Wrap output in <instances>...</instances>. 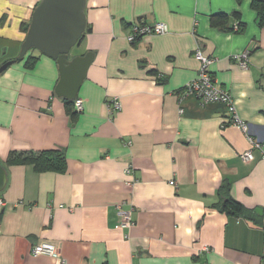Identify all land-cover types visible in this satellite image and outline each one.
<instances>
[{
    "label": "crops",
    "instance_id": "obj_1",
    "mask_svg": "<svg viewBox=\"0 0 264 264\" xmlns=\"http://www.w3.org/2000/svg\"><path fill=\"white\" fill-rule=\"evenodd\" d=\"M41 1L0 0V66L18 57L23 25ZM254 1L87 0L90 32L71 57L93 53L94 61L75 119L54 94L59 68L51 58L34 51L33 69L19 62L0 76V161L50 150L67 159L64 173L5 167L0 264H262L264 27ZM235 12L241 33L211 25L217 14L234 25ZM140 23H164L169 32L132 44L130 27ZM198 46L260 148L229 124L224 106L184 94L199 74ZM243 53L246 67L236 59ZM115 98L121 110L112 115ZM250 150L254 160L245 162ZM222 189L251 216L220 212ZM131 206L134 225L122 230L121 211ZM39 243L53 244L60 259L34 257Z\"/></svg>",
    "mask_w": 264,
    "mask_h": 264
},
{
    "label": "water",
    "instance_id": "obj_2",
    "mask_svg": "<svg viewBox=\"0 0 264 264\" xmlns=\"http://www.w3.org/2000/svg\"><path fill=\"white\" fill-rule=\"evenodd\" d=\"M86 6L87 0H42L31 15L18 57L0 66V76L23 61L29 51L35 50L58 65L59 81L55 96L76 101L94 61L93 53L71 57L87 31ZM7 180L6 169L0 161V194L6 188Z\"/></svg>",
    "mask_w": 264,
    "mask_h": 264
},
{
    "label": "built area",
    "instance_id": "obj_3",
    "mask_svg": "<svg viewBox=\"0 0 264 264\" xmlns=\"http://www.w3.org/2000/svg\"><path fill=\"white\" fill-rule=\"evenodd\" d=\"M233 29L235 31L240 29L238 22L234 23ZM168 32L169 28L164 23H155L152 25L143 23L134 24L130 27V33L127 40L130 43H134L138 39H142L147 36L166 35ZM194 58L200 64L199 74L195 80L191 81L184 87V94L194 97L201 105L220 104L224 106L227 114L229 115V124L240 129L245 135H248V140L254 148H260V143L254 141L249 135L250 126L239 118L233 98L226 90L219 86L218 81L212 74L211 67L214 63V59L212 57L205 56L200 46H198V49L194 53ZM236 59L242 67L247 66L248 55L246 53L239 54L236 56ZM110 108L112 115L118 113L121 110L119 100L116 98L113 99L110 103ZM75 109L78 113H81L83 110V101L79 98L75 101ZM242 158L245 162L253 161L254 156L252 151L250 150L245 152L242 155ZM125 174L128 177L134 176L133 167H127ZM137 183L138 180L136 178H132L127 182V185L133 187ZM170 185L176 187L175 181H171ZM3 204V201L0 200V206H3ZM120 209L122 210L121 207ZM134 222V209L132 206L128 212L121 211L119 226L122 230H129L134 225ZM32 255L34 257L48 256L52 259H60L57 248L51 243H39L35 245L32 248ZM262 264H264V261Z\"/></svg>",
    "mask_w": 264,
    "mask_h": 264
},
{
    "label": "trees",
    "instance_id": "obj_4",
    "mask_svg": "<svg viewBox=\"0 0 264 264\" xmlns=\"http://www.w3.org/2000/svg\"><path fill=\"white\" fill-rule=\"evenodd\" d=\"M238 2H241L242 0H237ZM253 9L256 11L258 15V23L260 27H264V1H254L252 4ZM233 18L235 19V22H238L239 24V30L235 31L233 29V25L230 26L228 24V21L230 19L229 16L224 14H217L213 15L211 17V25L214 28L220 29V30H226L228 32L232 33H241L244 30L245 25L241 21V14L240 12H235L233 14ZM29 25L25 24L23 25V30L27 34V31L29 29ZM90 32V28L87 26V31L83 38L80 41V44L84 41L86 34ZM138 39L137 41H139ZM136 41V42H137ZM136 42L132 43L135 44ZM35 50H31L27 53L23 61L25 62V68L31 70L33 69L37 62L39 61L40 57L33 56L32 53ZM43 56V55H42ZM152 75L156 77L158 83L164 82V77H161L158 75V73L155 71L152 72ZM64 101V104L66 106V111L68 115L75 119L79 113L75 109V101H68L65 99H62ZM4 168L10 167V166H26L30 165L33 166L35 171L38 173H47V172H53V173H64L67 169V159L66 155L63 151L59 150H50V151H43V152H29V153H19V152H11L8 159L2 163ZM221 193V202L215 206L220 212L226 213L228 215L233 216H239V217H245L248 218L251 216V212L249 210H246L240 203L235 201L226 190L222 189L220 190Z\"/></svg>",
    "mask_w": 264,
    "mask_h": 264
}]
</instances>
